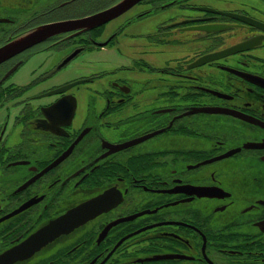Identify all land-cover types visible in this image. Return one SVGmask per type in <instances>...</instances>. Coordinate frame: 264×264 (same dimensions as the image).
<instances>
[{
    "label": "flooded vegetation",
    "instance_id": "af4514ba",
    "mask_svg": "<svg viewBox=\"0 0 264 264\" xmlns=\"http://www.w3.org/2000/svg\"><path fill=\"white\" fill-rule=\"evenodd\" d=\"M122 1L0 0V47L75 23L0 63V264H264V0L77 25Z\"/></svg>",
    "mask_w": 264,
    "mask_h": 264
},
{
    "label": "water",
    "instance_id": "95a60500",
    "mask_svg": "<svg viewBox=\"0 0 264 264\" xmlns=\"http://www.w3.org/2000/svg\"><path fill=\"white\" fill-rule=\"evenodd\" d=\"M136 1L137 0H123L121 3L115 6H112L106 10L95 13L85 18L78 19L77 25L86 27L87 25H91L94 23H100L106 19L113 17L112 15L119 13L121 11V7H126ZM73 25H75V23L72 21L70 22L62 21V22H57V23L45 24L43 26L37 27L34 30H31L29 33H26L20 36L19 38H16L10 41L6 45L0 47V62L6 59L7 57H9L10 55H12L17 50L28 47L36 42H39L54 32L62 31L64 29H70ZM199 27L205 28V26H199ZM211 27L215 28V26H211ZM234 47H235V50H237V49L245 48L247 47V45L241 44V45H236ZM228 51L229 50L221 51L213 55L204 56L200 58L199 60H197L195 65L204 63L213 58H217L218 56L229 53L230 51L229 52ZM88 207H89L88 204H81L78 206L79 209H83V210H85Z\"/></svg>",
    "mask_w": 264,
    "mask_h": 264
},
{
    "label": "rangeland",
    "instance_id": "374dc122",
    "mask_svg": "<svg viewBox=\"0 0 264 264\" xmlns=\"http://www.w3.org/2000/svg\"><path fill=\"white\" fill-rule=\"evenodd\" d=\"M107 56L102 52H97L95 55H88L81 57L80 60H78V63L87 62L90 63L92 66H94L95 69L101 68L104 63H106ZM75 71L74 68H71L69 72Z\"/></svg>",
    "mask_w": 264,
    "mask_h": 264
}]
</instances>
